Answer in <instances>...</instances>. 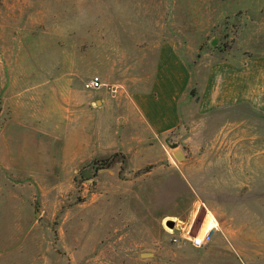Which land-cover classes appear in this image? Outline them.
<instances>
[{
  "label": "rangeland",
  "instance_id": "374dc122",
  "mask_svg": "<svg viewBox=\"0 0 264 264\" xmlns=\"http://www.w3.org/2000/svg\"><path fill=\"white\" fill-rule=\"evenodd\" d=\"M147 33L175 39L198 94L217 62L264 61V0H0V264L147 257H138L147 245L108 242L124 233L92 219L97 180L63 166L61 153L67 108L82 110L84 92L130 91ZM96 75L102 88L83 91ZM238 112L196 118V130L187 125L169 146L189 143L194 151L187 178L200 206L192 233L208 209L224 225L227 235L219 236L228 247L212 254L213 264H264V106L257 116ZM128 174L117 179L122 190Z\"/></svg>",
  "mask_w": 264,
  "mask_h": 264
},
{
  "label": "crops",
  "instance_id": "0c3cea01",
  "mask_svg": "<svg viewBox=\"0 0 264 264\" xmlns=\"http://www.w3.org/2000/svg\"><path fill=\"white\" fill-rule=\"evenodd\" d=\"M140 48L141 72L131 77L134 86L130 91L124 88L116 95L84 92L86 95L79 100L85 99L87 104L82 110L73 113L67 108L70 113L66 124L70 128L61 147L63 166H74L73 170L80 172L88 163L81 169L77 166L91 157V162L98 158L113 161L94 177L101 193L92 207V219L102 222L100 228L123 230L124 234L112 236L108 242L147 245L138 251V257L143 252H149V256L139 257L136 264H213L212 254L220 255L228 247L221 245L219 234H227L213 210L208 209L214 216L208 214L201 228L204 234L214 227L212 240L205 247H196L187 239L173 242V233L165 227L173 220V232L178 233L194 220L200 206L187 178L194 151L187 143L183 151L188 159L180 162L169 141L176 134L184 137L180 133L187 125L196 130V118H209V114L223 108L257 116L260 106H264L259 80L264 78V61L249 58L242 63L217 62L195 94L191 91V66L175 39L147 33ZM100 88L84 86L83 91ZM125 172L129 178L122 190L117 179ZM119 217H123L121 224L117 222ZM212 219L216 221L214 226L208 224Z\"/></svg>",
  "mask_w": 264,
  "mask_h": 264
},
{
  "label": "built area",
  "instance_id": "2783aa9c",
  "mask_svg": "<svg viewBox=\"0 0 264 264\" xmlns=\"http://www.w3.org/2000/svg\"><path fill=\"white\" fill-rule=\"evenodd\" d=\"M103 85V81L100 76L96 75L90 78L88 81L85 82L84 86L86 89H97L100 88ZM214 227L209 229L204 234H201L202 231H200L197 234L192 233V224L191 225H186L182 227L178 233H174L173 229H169L171 233H173L172 241L173 242H178L182 239H187L190 240L193 245L196 247H205L207 246L211 240H212V231Z\"/></svg>",
  "mask_w": 264,
  "mask_h": 264
},
{
  "label": "water",
  "instance_id": "95a60500",
  "mask_svg": "<svg viewBox=\"0 0 264 264\" xmlns=\"http://www.w3.org/2000/svg\"><path fill=\"white\" fill-rule=\"evenodd\" d=\"M215 40V39H214ZM214 42V41H213ZM172 148H175V151L173 152L174 156L176 157V159L180 162L187 160L188 158L185 157L184 154V149H186L185 144H180V143H173L171 144ZM195 157V155H191L190 158ZM103 165L100 167V163L93 161L91 163H88L87 165H85V167H83L80 171V173L82 174V176L85 179H90L93 178L97 175L99 170H102ZM167 225H169L170 227H174V221L173 220H169L166 222ZM149 252H143L140 256H149Z\"/></svg>",
  "mask_w": 264,
  "mask_h": 264
},
{
  "label": "flooded vegetation",
  "instance_id": "af4514ba",
  "mask_svg": "<svg viewBox=\"0 0 264 264\" xmlns=\"http://www.w3.org/2000/svg\"><path fill=\"white\" fill-rule=\"evenodd\" d=\"M93 161L99 162L100 163V167L103 165H109L111 162L110 158H105V159H94Z\"/></svg>",
  "mask_w": 264,
  "mask_h": 264
}]
</instances>
